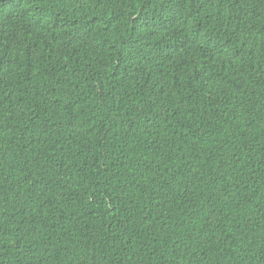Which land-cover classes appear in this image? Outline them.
Returning a JSON list of instances; mask_svg holds the SVG:
<instances>
[{
  "label": "trees",
  "instance_id": "trees-1",
  "mask_svg": "<svg viewBox=\"0 0 264 264\" xmlns=\"http://www.w3.org/2000/svg\"><path fill=\"white\" fill-rule=\"evenodd\" d=\"M0 264H264V0H0Z\"/></svg>",
  "mask_w": 264,
  "mask_h": 264
}]
</instances>
